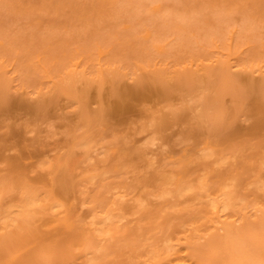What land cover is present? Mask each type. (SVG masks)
Returning a JSON list of instances; mask_svg holds the SVG:
<instances>
[{
	"label": "bare ground",
	"instance_id": "1",
	"mask_svg": "<svg viewBox=\"0 0 264 264\" xmlns=\"http://www.w3.org/2000/svg\"><path fill=\"white\" fill-rule=\"evenodd\" d=\"M138 12L141 13L140 9ZM200 20L202 18L198 21ZM174 26L170 27L171 30ZM180 26L181 23L179 28ZM226 29H229V25ZM147 30L144 33L145 39H152V30ZM235 32H231L227 38L228 43L223 47L225 51H221L227 56L225 59L222 55L219 56L216 60L217 66L229 70L233 65L241 66L240 72L242 70L248 73L258 71L262 66L244 54L246 49L239 43ZM184 40L180 39L181 42ZM145 41L147 40L143 41L146 45ZM216 43L217 40H214V44ZM153 44L158 53L167 52V43L157 41ZM181 44L178 43L179 48H183ZM138 49L140 48L136 52ZM252 50V57L259 55V51ZM106 53L107 50L103 47L99 48V55ZM41 57L44 59V55ZM232 60L237 63H232ZM194 63L191 60V64ZM113 64L101 66L95 77L84 69H79V63L73 64L75 69L70 68L58 76H53L46 64L42 66L49 76L52 90L58 89L66 95L74 104L73 109L78 115L77 121L67 125L65 139L63 138L65 142L58 145L60 147L47 149L48 145L45 143L48 141L44 139L43 142L42 136L41 141L38 135H35L38 141L32 136L27 137L28 124L23 123L24 127L21 129L19 126H10L4 130L5 135L1 131L0 163L4 165H0V171L5 172L0 173V201L16 191L15 188L20 193L15 194L18 202L7 205V208L3 201L5 210H0V264H82L80 262L83 260L86 264H261L264 261V78L255 79L253 75L251 76L254 79L250 76L246 78L248 84L243 90L247 92V97L245 94V102L241 103L250 112L254 119L252 125L260 129L259 132H234L238 128L234 129L227 120L228 124L223 125V128L217 126L220 131L218 135L214 132V135L209 131L206 121L204 124L207 116L202 119L197 114V120L193 117L194 126L186 130L182 140L172 141L171 137L165 135L170 126L167 114L161 113L153 117L152 125L148 126L149 133L152 134L148 143L139 144L137 139H129L119 134L114 136L115 141L105 143L106 138L102 141L97 137L101 139L108 128L95 130L100 125L97 123L98 117L102 121L108 116H119L126 120L133 110L140 109L139 112L143 113L144 108H137L136 103L147 98L149 92H155L157 88L166 89V86L174 84L169 82L184 84L194 78L199 77L201 80V77H210L212 74L211 69L202 65V62L197 64L196 69L184 67L181 72L178 69L172 72L168 67L152 68L151 65L141 62L136 63L137 71L126 72L123 64ZM0 70H6L2 61ZM144 72L152 75L150 80L140 78ZM224 72L223 82H227L225 89L239 81L234 77L236 75L232 76L226 70ZM260 76H263V72ZM128 77H132L137 84H118ZM213 79L211 81L215 83ZM115 80H118L116 85L119 88L112 89L111 96L116 98L110 100L103 90L107 82L113 83ZM202 80L196 84L201 85L204 82ZM208 86L210 87V82ZM203 87L201 85L199 89ZM217 87L213 91H217ZM210 89H213L212 85ZM225 89L218 90H222V97L226 94L223 92ZM243 90H238L241 96ZM191 91L194 93L192 89ZM208 92L205 91V96L202 95L204 100L200 98V101L213 98L214 94L210 96L211 92ZM241 96L239 95L240 98ZM92 98L99 103L94 115L90 107ZM201 104L200 106L205 105ZM221 105L224 106V103ZM234 108L239 110L240 106L238 108L236 104ZM14 127L19 130L14 131ZM231 128L234 131L231 132ZM34 129L31 128L30 133L36 132L38 128ZM47 137L46 140L49 139ZM156 140L161 141V144L157 142L159 147L153 149L152 144L155 145ZM100 149L104 159L98 164L92 163L91 156ZM46 153L52 158L41 160ZM75 156L79 158L74 159ZM42 162L44 166H41ZM84 162H89V166L82 170ZM103 163L104 170L100 168ZM78 168H81L80 171ZM60 169L65 170L63 178ZM70 170L75 175L68 173ZM42 225L45 228L43 230L48 229L46 231L52 226V234L50 230L49 233L45 231V236L42 235ZM53 227H56V233L63 228L66 234L69 231H81L82 235L78 234L76 237L79 240L69 246V252L64 253L65 255L58 253L60 241H57L58 238L54 239L60 236L62 230L57 236L53 233ZM72 239L73 237L71 241ZM40 249L47 250V253ZM38 250L42 257L47 254L44 258L40 256L41 261L32 257Z\"/></svg>",
	"mask_w": 264,
	"mask_h": 264
},
{
	"label": "rangeland",
	"instance_id": "2",
	"mask_svg": "<svg viewBox=\"0 0 264 264\" xmlns=\"http://www.w3.org/2000/svg\"><path fill=\"white\" fill-rule=\"evenodd\" d=\"M43 1L44 2H42V0H0V61L4 62L6 65V70L4 72L3 70H0L1 138V131H3L2 133L4 134V130L8 127L19 126L21 129L24 125L28 124L29 132H27V137L32 136L36 139L35 135H38V138H40V136L43 137V139L41 137L39 141H41V139L42 141L45 139L46 142H52L45 143L48 145L47 149L56 148L58 145L61 146L64 144L65 135L68 126H70L68 124L72 125L73 121H77L78 115L75 109H73L74 104L68 100L66 95L58 89L52 90L51 83L49 82V76L46 74L42 66L46 64V67L51 71V74L53 76H58L59 74H64L68 69L74 68V63H79V69H84L86 73H89L93 77L98 74L101 66L114 65L113 63L123 64L126 72L137 71L136 63L139 62L144 65H151L152 68L158 66L168 67L172 72L177 69L181 72L184 67L196 69V67H198L197 64L201 62L203 63L202 65L211 69V78L201 77V80L204 78V80H202L204 82L201 84L204 86V89H199V87H201V85H199L201 83L199 77L197 79H193H196L195 82L193 80H189L190 82L184 84L169 82L174 84L168 85V83L166 89L157 88L155 89V92H149V96L147 98L136 103L137 108H144L142 109L143 113L139 112L140 109L133 110L130 112V116L126 120H122L119 116H108L102 121V119L100 120L98 117L97 123L100 125H98L95 130H99L102 127L108 128L106 134L101 139L97 137L98 140L106 138L104 139L105 141L102 140L105 143L107 141H109L108 143L115 141L116 134L117 136H125L129 139L135 138V140L137 139L136 141H139V144L148 143L152 138V134L149 133L148 126L152 125V118L157 117L161 113L167 114L170 126L165 131V135L171 137L172 141H181L183 134L186 133V130L191 126H194L193 119L198 117V115L202 119L207 116L204 120V124L207 122L206 125L208 126L209 131H212L211 134L214 135L216 133L217 135L219 134L220 129L228 122L227 120H229V124L233 125L234 129L238 128L236 131L231 128V132L239 131L240 133H243L248 131H260V129L253 127L252 124L254 119L251 118L250 112H247L248 110L244 108L243 104L245 100H243V97L245 94L247 97V92L243 89L244 87H247L248 81L246 78L249 76L251 78V75H253L255 79L264 78V0H230L231 2L229 0H59V3L58 0ZM127 1H130V3ZM98 2H101V5ZM109 2L112 3V5ZM43 3L48 5L45 6ZM57 3L59 5H57ZM141 3L145 4L146 7H138V5H142ZM195 3L198 6H195ZM106 5L110 7H107ZM148 5L151 10L147 7ZM190 5H193V7ZM135 6L138 7V10H135L137 9ZM154 6H159L160 8L155 9ZM27 7H29V9ZM139 9L141 13L138 12ZM242 9L245 11H242ZM29 10L31 11L30 13ZM44 11L46 13H44ZM230 14L234 15L232 16L233 18ZM130 15L131 17H129ZM200 18H202V20L198 21ZM182 21L184 23H182ZM179 22L181 23L180 28ZM215 22L218 23L216 24ZM171 25H175L173 30L170 28L172 27ZM191 25L193 27H191ZM228 25L229 29H226ZM175 28L177 29L175 30ZM147 29H149V31L152 30V39H145L144 33L145 31H148ZM159 31L161 32L160 35ZM234 31L237 33L234 34L237 35L239 43L243 45L244 49H246L244 54L249 56L248 59L252 58L254 63L262 66L258 71H249L248 73L241 70L240 72L241 66L237 67L235 65H233L234 67L232 66L233 69L230 68V71L228 68L222 69L223 67L217 66L218 63L216 60L218 57L222 55V58L225 59L227 56V54L221 53V51H225L223 47L228 43L227 38L231 32L233 33ZM180 34L181 36H179ZM178 37H182L180 38L181 41L184 40L183 38H185V40L181 42L180 39L178 40ZM140 39L143 41L147 40L145 41L146 45ZM214 40H217L216 44H214ZM157 41H163L168 44L167 52L165 54L158 53V51L155 50V44L153 43H157ZM178 43L181 44L184 49L181 47L179 48L180 45L178 46ZM137 45L139 47H137ZM248 46H251V48ZM101 47L107 50L105 55L98 54V50ZM137 48H140L138 49V52H136ZM252 49H254V51H259V55L257 54V56L252 57ZM43 55L44 59L41 57ZM191 60L195 63L191 64ZM232 63L235 64L237 62L234 60ZM225 70L226 73H232V76L233 74L236 75L234 77L239 80L234 82L232 86L229 85L230 87H227L228 90L225 89L227 82H223ZM233 70L236 72H232ZM260 70L263 72V76H260V73H262ZM81 72L82 71H78V73ZM212 76H215L216 80L215 78L213 79ZM151 77L152 75H150L149 72H144L140 78L150 80ZM211 79H213L215 83H213ZM117 81L118 80H115L113 83L107 82V85L104 86V95L109 96L110 100H115L116 98L111 96V94L113 92V88H119V86L116 85ZM199 81L200 83L196 84V82ZM207 81L208 83L210 82V87L211 85L213 86L212 90L209 86L207 87ZM118 84L123 86H135L134 84L137 83H135V80H133L132 77L130 79L128 77ZM197 85H199L198 88L196 87ZM216 86H218L217 91H213L214 89L216 90ZM220 88L222 90H226L223 91L226 93L224 97H222V90L221 92H218ZM209 89L211 91H209ZM238 90L240 92L243 90L244 93H242V96ZM205 91L211 92L210 96H213V94L215 96H213L212 99H210L211 97H207L209 102L208 100H205L204 102L200 101V98L202 99V95L204 94L205 96ZM228 91L230 92L227 93ZM214 92L217 94L215 95ZM207 95L209 96V94ZM236 95L238 96L236 97ZM239 95L242 98H240ZM204 96L203 98H205ZM200 102L205 103V105L200 106L202 105ZM223 103L224 106L221 105ZM98 104L99 103H96L94 98H92L90 105L92 115L97 112ZM217 104L219 106H215ZM236 104H238V108L240 106L239 110L234 108ZM201 107L204 109L201 110ZM209 110L210 112L208 113ZM202 111H204L205 114ZM236 111H238V113ZM200 114L204 115V117ZM23 123L24 125H22ZM210 123L211 126H209ZM51 126L54 127V129ZM217 126L220 129L217 128ZM16 128L14 127V131L19 130V128ZM31 128H35L34 130L38 129L36 132L34 131L33 133H30ZM43 135L46 137L49 136L47 137L49 139L46 140V137ZM38 138L36 139L37 141ZM157 142L160 143L161 141L156 140L154 143L155 145L152 144L153 149H157L161 144ZM181 145L182 143L177 147ZM100 151L101 149L96 151V153L94 152V156H91L92 163L98 164L99 161L104 159V156L100 153ZM51 153L52 152H50V154ZM76 157L79 158L78 156H75L74 159H77ZM51 158V155L49 156L48 154H44L41 157V160ZM0 165L2 166L4 163H0ZM88 166L89 162H84L82 170H85ZM100 168L103 170L105 169L104 163L103 165L100 164ZM3 172L5 171H0L1 174H4ZM59 172L61 174V178H63L65 170L60 169ZM71 172L72 171L70 170L68 173ZM73 174L75 175V173ZM105 176H107V174ZM244 180H246V178ZM15 190L16 191L11 192L5 198L6 202L3 199L6 206L18 202L19 199L15 194L16 192L19 194L20 191L16 188ZM9 196H11V198ZM15 197H17L18 200L15 199ZM3 201H0V206L2 207H0V210L3 209L2 211L5 210ZM10 202L11 204H8ZM7 208H9V206H7ZM42 226L41 233L45 236V234H47L45 231L48 229L43 230L45 228ZM78 226L81 227L79 224ZM46 227H48V225ZM51 227L52 226H50L49 231L46 232L49 233ZM55 228L53 229V233L55 232L57 236L58 233L65 232L63 228L60 229L62 230L61 232L57 229L59 232L56 233ZM79 230L72 231V233L69 231L70 233L67 232V234L66 232L64 234L61 233L58 237L55 236L56 238L54 239L56 240L58 238L57 241H60V247L57 248L60 255L69 252V246L71 244L73 245L75 240H79V237L76 238L78 234L82 235ZM87 232H89V230H87ZM50 233L52 234V230ZM72 237L73 241H71ZM54 244H52V246ZM57 244L58 242L56 243V246ZM43 250L44 249H40V251ZM40 256L42 257L39 250L32 254L33 258L41 261ZM45 256L43 255L42 258ZM83 261L80 263L84 264L85 262Z\"/></svg>",
	"mask_w": 264,
	"mask_h": 264
},
{
	"label": "snow or ice",
	"instance_id": "3",
	"mask_svg": "<svg viewBox=\"0 0 264 264\" xmlns=\"http://www.w3.org/2000/svg\"><path fill=\"white\" fill-rule=\"evenodd\" d=\"M41 166H44L43 162ZM53 179H55V176L53 177ZM261 264H264V261H262Z\"/></svg>",
	"mask_w": 264,
	"mask_h": 264
}]
</instances>
